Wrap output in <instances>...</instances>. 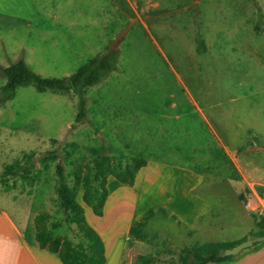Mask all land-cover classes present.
Returning <instances> with one entry per match:
<instances>
[{"label": "rangeland", "instance_id": "374dc122", "mask_svg": "<svg viewBox=\"0 0 264 264\" xmlns=\"http://www.w3.org/2000/svg\"><path fill=\"white\" fill-rule=\"evenodd\" d=\"M33 2L36 13L29 9L0 15V64L23 58L46 77L72 74L88 58L106 52L132 17L134 22L120 44L118 70L86 89L87 121H76L78 98L73 92L40 91L28 84L0 103V192L42 191L41 211L50 213L46 224L51 234L78 242L77 227L67 221L55 191L57 162L38 163L33 186L20 177L1 182L5 165L25 153L37 157L56 148L73 185L76 167L92 164L101 148L122 164L140 150L157 168L154 185L171 189L176 209L154 208L156 215L143 229L151 248L147 264H196L185 248L260 235L251 184L256 182L253 187L264 192V136L259 116L249 122L245 106L252 102L259 107L264 101V95L249 94L262 87L261 63L249 45L264 42V0ZM198 38L204 40V49ZM5 82L0 73V93ZM179 168L196 170L202 183L184 176L176 182ZM111 187L119 197L110 216L124 215L132 197L129 189ZM145 193L133 198L144 201ZM81 195L82 190L78 199L86 218L92 219ZM195 195L208 197L211 209L193 227L181 217L190 216ZM19 198L4 196L16 216L27 211V201ZM52 221L60 227L51 228Z\"/></svg>", "mask_w": 264, "mask_h": 264}, {"label": "trees", "instance_id": "16d2710c", "mask_svg": "<svg viewBox=\"0 0 264 264\" xmlns=\"http://www.w3.org/2000/svg\"><path fill=\"white\" fill-rule=\"evenodd\" d=\"M257 6V3L255 2ZM255 29L260 30L259 25ZM198 46L204 49L202 38L197 39ZM119 53L106 51L96 54L84 61L75 72L64 77H46L33 70L27 62L21 58L8 66L0 64V73L6 77L5 84L1 87L0 103L12 99L18 87L33 84L40 91L51 90L61 93H75L78 98L77 122L88 120V96L86 89L99 84L112 72L118 70ZM104 149L97 152V157L92 164L78 165L73 172V185L69 184L65 165L61 162L58 149L46 150L39 156L34 152L25 153L21 159L5 165L1 173V182L5 183L11 177H20L31 186L35 183L33 173L38 168V163L47 165L50 161H56L57 181L55 191L60 206L67 213V221L76 225L81 240L74 242L69 238L53 236L46 222L50 218L48 211H41L35 215L36 238L41 248L56 253L63 264H105V244L98 231L88 222L85 208L79 201L78 195L82 190V201L88 205L97 216L104 214V206L107 200L108 177L114 176L118 181L133 185L138 172L148 164L143 151L134 150L129 155V161L122 164L105 154ZM264 194V192H262ZM157 210L151 208L130 229V234L136 239L145 240L147 235L143 232L149 220L155 216ZM264 235V217L257 222ZM59 222L52 221L51 228L60 227ZM246 239V238H244ZM242 239V240H244ZM237 241H211L204 242L189 251L196 264H208L210 262H223L231 260L235 255L223 256V250L235 246ZM257 243V242H256ZM255 243V244H256ZM254 244V245H255ZM148 255L140 254L135 264H147Z\"/></svg>", "mask_w": 264, "mask_h": 264}, {"label": "crops", "instance_id": "0c3cea01", "mask_svg": "<svg viewBox=\"0 0 264 264\" xmlns=\"http://www.w3.org/2000/svg\"><path fill=\"white\" fill-rule=\"evenodd\" d=\"M29 9L33 11V13L37 12L38 8L33 0H0V15L3 16H16L22 11ZM249 49H251V54H256L261 63L260 70L262 80V87L259 92L255 93L256 90L253 88L250 90L249 94L252 97L256 94L264 95V42L260 45L252 43L249 45ZM260 53L262 57H258ZM255 106L250 102V104L245 106V110L250 114L249 122H257L259 116L260 122L262 123V126L260 127L261 135L264 136V101L261 100L259 107ZM252 125L253 124H251L250 127H252ZM157 166H160V164ZM176 171V182L181 181L183 176L192 178L198 183H202L203 181V176L196 170L179 168L176 169ZM155 172H157L156 166L151 165L148 160V164L138 172L133 185L122 183L114 176L110 175L108 177L109 194L105 202L104 214L97 217L92 211L88 210L92 215V219L87 217V220L98 231L105 244V264H135L138 255H147V253L151 252V248H148L149 244L146 240L136 239L130 234L131 227L139 221L148 210L155 208L158 205H162L173 213H176L173 203L174 201H172L171 189H168L166 186L156 187V185H154ZM234 172L235 168L233 167V176H235ZM252 183L253 184L250 182L253 189V185L256 182ZM112 184H115L118 187L123 186L125 189L128 188L129 193L132 196L128 212L124 215L110 216V213H112V210L114 209V201L119 197L118 189L116 190V193L112 191ZM150 185H153L151 190L146 191L147 187L149 188ZM143 191L144 193L148 192L145 193L148 198L144 201H137L136 198L138 196L141 197ZM4 196H11L16 201L20 199L19 197H22L24 201H27V211L23 213L20 212V215L16 216L6 206ZM39 196L42 199L36 200ZM134 196L136 198H133ZM194 198L195 199L190 206L191 213H189L190 216L188 219L181 217L183 224L193 227L199 222L200 215L211 209L210 204L208 203V197L204 198L195 195ZM43 205L44 197L40 190H35L32 194L24 191H20V193L17 191L15 193L13 190L0 192V264H63L56 253L41 248L37 241L35 215L41 212ZM149 224H147V228ZM200 225L201 224L198 226L200 227ZM205 226L213 227L211 224L206 223ZM235 256L238 257L235 258ZM235 256L231 260L210 262L208 264H264V244L257 248L254 247L253 249L242 251V253Z\"/></svg>", "mask_w": 264, "mask_h": 264}, {"label": "water", "instance_id": "95a60500", "mask_svg": "<svg viewBox=\"0 0 264 264\" xmlns=\"http://www.w3.org/2000/svg\"><path fill=\"white\" fill-rule=\"evenodd\" d=\"M131 19H132V22L127 27L123 28L119 33H117L115 38L111 41L107 51H111L113 53L119 52L120 44L127 36L134 22V18L132 17ZM259 241H264V235H258L256 237L246 238L240 241L239 243H237L235 246L223 250L221 254L223 256L237 255L244 249L253 246L256 242H259Z\"/></svg>", "mask_w": 264, "mask_h": 264}, {"label": "built area", "instance_id": "2783aa9c", "mask_svg": "<svg viewBox=\"0 0 264 264\" xmlns=\"http://www.w3.org/2000/svg\"><path fill=\"white\" fill-rule=\"evenodd\" d=\"M257 188V187H256ZM254 202L252 208L260 217H264V194L253 187Z\"/></svg>", "mask_w": 264, "mask_h": 264}]
</instances>
